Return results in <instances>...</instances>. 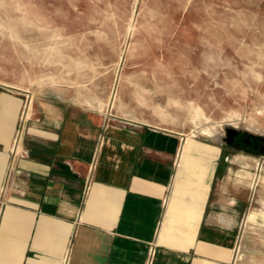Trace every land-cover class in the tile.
<instances>
[{"label": "crops", "instance_id": "obj_1", "mask_svg": "<svg viewBox=\"0 0 264 264\" xmlns=\"http://www.w3.org/2000/svg\"><path fill=\"white\" fill-rule=\"evenodd\" d=\"M30 97L0 80V264H264V131L201 138L123 101Z\"/></svg>", "mask_w": 264, "mask_h": 264}, {"label": "rangeland", "instance_id": "obj_2", "mask_svg": "<svg viewBox=\"0 0 264 264\" xmlns=\"http://www.w3.org/2000/svg\"><path fill=\"white\" fill-rule=\"evenodd\" d=\"M1 27L0 80L30 105L49 90L201 138L264 131V0H0Z\"/></svg>", "mask_w": 264, "mask_h": 264}, {"label": "bare ground", "instance_id": "obj_3", "mask_svg": "<svg viewBox=\"0 0 264 264\" xmlns=\"http://www.w3.org/2000/svg\"><path fill=\"white\" fill-rule=\"evenodd\" d=\"M10 39H12V40L16 39L13 32H10ZM18 40H19V42H21V44H23L25 46H29V44L31 43L30 41L26 40V38L21 37V36L18 38ZM33 89L36 90V88H33Z\"/></svg>", "mask_w": 264, "mask_h": 264}, {"label": "built area", "instance_id": "obj_4", "mask_svg": "<svg viewBox=\"0 0 264 264\" xmlns=\"http://www.w3.org/2000/svg\"><path fill=\"white\" fill-rule=\"evenodd\" d=\"M238 242H239V238H238V240H237V244H238ZM153 253V252H152ZM236 262H237V259L235 258V260H234V263L233 264H236Z\"/></svg>", "mask_w": 264, "mask_h": 264}]
</instances>
